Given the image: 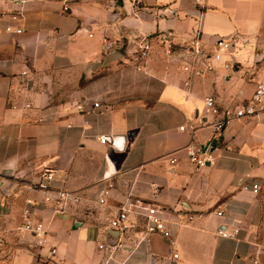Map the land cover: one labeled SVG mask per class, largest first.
I'll return each instance as SVG.
<instances>
[{"label":"crops","instance_id":"obj_1","mask_svg":"<svg viewBox=\"0 0 264 264\" xmlns=\"http://www.w3.org/2000/svg\"><path fill=\"white\" fill-rule=\"evenodd\" d=\"M140 7L0 0V264H264V111L212 139L216 116L205 105L207 96L220 107L245 102L264 81V0H142ZM200 7L207 46L226 36L231 47L187 88L179 45ZM166 31L170 48L159 37ZM142 39L152 46L145 62L136 60ZM112 52L119 57L107 62ZM200 120L192 134L189 124ZM101 135L120 138L122 149ZM190 142L208 147L212 163L192 164ZM44 169L53 173L46 191L34 186ZM244 182L260 188L245 190ZM58 189L79 196L60 213L46 200ZM127 199L164 209L171 237L108 233ZM25 209L42 223V246L19 228Z\"/></svg>","mask_w":264,"mask_h":264},{"label":"built area","instance_id":"obj_2","mask_svg":"<svg viewBox=\"0 0 264 264\" xmlns=\"http://www.w3.org/2000/svg\"><path fill=\"white\" fill-rule=\"evenodd\" d=\"M21 1L23 0H14ZM138 8L142 6V0H134ZM201 3H198L200 5ZM196 13L194 16V25L190 31L183 34L184 39L180 43V48L182 50V70L188 72L189 78L185 82V86L188 88L190 85V77L193 76H204L206 71L211 68L209 59L219 57L221 51L227 50L231 47V41L226 36H219L213 42L212 47L207 46L206 42L202 37V27H203V18L204 11L202 7L195 9ZM168 12L175 14L177 11L174 8H168ZM11 27H6L7 30H10ZM21 28L18 27L15 29V32H20ZM172 36L171 31L161 32L159 37L163 44H166L168 48L172 45ZM111 44L105 46V50H110ZM151 43L147 39H142L139 43V52L136 57L137 61L145 62L149 56L151 50ZM139 69L140 67L137 66ZM206 111H211L216 117L214 120L210 121L208 124L212 126V139H217L220 137L225 130V128L236 120H240L244 117H249L256 115L257 113L264 111V81H260L256 84L253 94L250 99L240 104L232 106H222L220 107L216 104V100L213 96H207L205 98ZM30 106V105H26ZM100 104L95 102L93 108H99ZM40 121L43 119L40 118ZM206 123V121L200 120L198 123H190L189 128L193 134L195 129L198 126ZM183 129V126L181 127ZM101 143H109L111 146L122 149V141L120 138L114 137L112 135H101L99 137ZM184 150L189 161L194 164L196 167H203L207 163H212V156L208 152V147H201L197 144L190 142L185 147ZM174 159H171L170 162H173ZM113 172V171H112ZM111 173L105 175V179L109 178ZM53 178L52 170L44 169L40 172L38 180L34 184L35 188L40 190H48L50 188V181ZM242 188L245 190H251L256 193L260 186L257 182L242 183ZM108 194V190L103 189L98 201L100 203L104 202L105 196ZM46 200L52 201V206L54 210L58 213L63 212L66 206L70 202H77L79 196L65 189H58L55 192V195L50 198L46 197ZM28 204H32L30 199L27 200ZM133 213L135 215H140L141 219H129V214ZM165 210L161 207H158L155 204H141L136 201H131L127 199L120 207L119 212L115 217L111 218L108 225V233L114 232L116 236L125 233L134 231L138 233L140 239H146V237L151 233H160L164 238L169 239L172 235L170 226L167 224V218L164 216ZM218 215L222 216L223 213L218 211ZM23 221L20 230L25 231L33 235V238H38L33 241L34 246H42L45 241L41 238L45 230L43 229L41 222H34L31 219V211L25 209L23 212ZM188 220L192 219V216L187 217ZM238 232L237 228H234L227 235L232 237ZM112 239H109L111 241ZM2 243V237H0V244ZM109 247H122L120 241H116L114 244L109 243ZM100 248H103L104 245L100 244ZM55 250L52 249L53 253Z\"/></svg>","mask_w":264,"mask_h":264},{"label":"water","instance_id":"obj_3","mask_svg":"<svg viewBox=\"0 0 264 264\" xmlns=\"http://www.w3.org/2000/svg\"><path fill=\"white\" fill-rule=\"evenodd\" d=\"M118 57H119L118 52H112V53H110V54L106 57V60H107V62H110V61H112V60H116V59H118ZM115 242H116L115 239L109 241V243H111V244H114Z\"/></svg>","mask_w":264,"mask_h":264}]
</instances>
